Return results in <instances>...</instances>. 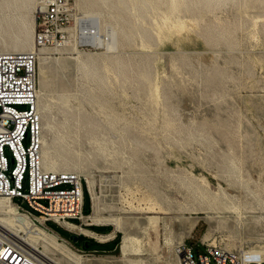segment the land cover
<instances>
[{
	"label": "rangeland",
	"instance_id": "obj_1",
	"mask_svg": "<svg viewBox=\"0 0 264 264\" xmlns=\"http://www.w3.org/2000/svg\"><path fill=\"white\" fill-rule=\"evenodd\" d=\"M76 6L128 35L120 34L115 52L105 45L76 49L72 39L46 48V60L39 57L43 150L75 162L58 171L79 174L87 189L94 182L95 198L88 189L84 211L91 215L95 205V215L107 222L77 224L112 227L103 235L119 237L108 251L115 243L100 244L106 241L49 221L68 237L60 243L82 264H180L178 245L207 253L202 241L226 251L260 252L264 259L263 0L163 5L161 14L147 9L144 26L134 22V29L110 7ZM9 47L0 44L2 51ZM78 50L113 63L87 75L75 63ZM195 181L231 199L198 196ZM202 207L241 211L220 218ZM72 234L82 237L75 242ZM124 234L143 251L124 255Z\"/></svg>",
	"mask_w": 264,
	"mask_h": 264
},
{
	"label": "built area",
	"instance_id": "obj_2",
	"mask_svg": "<svg viewBox=\"0 0 264 264\" xmlns=\"http://www.w3.org/2000/svg\"><path fill=\"white\" fill-rule=\"evenodd\" d=\"M97 27L86 22L75 0H42L36 11L34 45L61 47L72 39L76 48H97ZM102 38L107 39L105 33ZM39 62L36 51L0 50V197H8L18 211L42 226L49 221L89 225L83 177L72 171L45 169L42 159L43 121L38 106ZM29 137V144L25 140ZM9 150V157L6 150ZM27 181V187L25 182ZM21 198L26 206L16 201ZM207 253L196 254L181 243L180 264H264L260 252L226 251L201 242ZM0 264H52L39 252L0 226Z\"/></svg>",
	"mask_w": 264,
	"mask_h": 264
},
{
	"label": "bare ground",
	"instance_id": "obj_3",
	"mask_svg": "<svg viewBox=\"0 0 264 264\" xmlns=\"http://www.w3.org/2000/svg\"><path fill=\"white\" fill-rule=\"evenodd\" d=\"M79 6L83 8H93L96 6H106L115 11L120 12V17L126 24L132 29L136 25L144 26L143 19L147 17V9H150L158 14H161V6H168L170 9H183L188 6L189 2L194 0H75ZM81 1V2H80ZM205 2H232L233 5L243 3L244 5L251 4L257 0H204ZM264 2V0H263ZM42 0H0V44L2 46L11 48L5 49L4 52H29L36 51L39 57L46 60L49 51L46 48L37 49L34 45V33L36 27V11L40 8ZM86 22L92 26H95L99 30L100 36L95 37L93 42L99 46L105 45L106 51L115 52L119 46L120 34L128 35V31L125 28H118L114 25H107L103 20L101 14H94L92 10L84 15ZM134 22L136 25H134ZM105 33L107 39L102 38V34ZM72 41V40H71ZM68 42L67 44L71 43ZM65 44V45H67ZM63 45V46H65ZM77 49V48H76ZM2 51V50H1ZM105 51V52H106ZM76 65L89 73H95V69L105 62L113 63L111 58H104L96 54L82 53L78 50V55L74 56ZM39 96V88H38ZM39 106V103H38ZM40 109V108H39ZM80 126V125H79ZM69 151V150H68ZM54 157L42 147V159L43 165L47 170L58 171L61 168H67L70 164H74L70 158L59 155ZM64 157V158H63ZM63 158V159H62ZM233 172V171H231ZM195 193L198 196H205L208 200H230L231 196L226 191H222L221 194H215L205 184L195 181L191 184ZM88 189L91 192L92 199L95 198L94 194V182L88 181ZM97 196V195H96ZM208 213L217 214L220 218H224V212L237 211L240 213L241 207H202ZM97 208L94 205V210L91 215H87L89 224H98L107 222L101 220L95 215ZM212 217V216H211ZM223 220V219H222ZM33 220L27 215L18 211L16 204H14L8 197H0V226L8 231L11 235L21 239L30 248L39 252L44 258L50 261L52 264H82L79 257L75 256L68 246L64 243H60V236L54 231H49L47 227L40 225L39 223H33ZM117 221V220H116ZM71 230L80 229L89 235H94L95 238H99L101 241H106L110 237L99 235L87 228L80 227L76 223H65ZM24 232L28 236L21 235ZM66 240V239H65ZM133 237L124 234L120 248L124 255H128L130 252L140 253L143 251L141 247L133 248ZM41 246L43 249H41ZM50 253L59 254L60 258L55 259Z\"/></svg>",
	"mask_w": 264,
	"mask_h": 264
},
{
	"label": "crops",
	"instance_id": "obj_4",
	"mask_svg": "<svg viewBox=\"0 0 264 264\" xmlns=\"http://www.w3.org/2000/svg\"><path fill=\"white\" fill-rule=\"evenodd\" d=\"M53 222H54V221H53ZM55 223H56L59 227L63 228L64 230H66V231L69 232V233H71V232L84 233V231L78 232L77 230H71L70 228L68 229V228H66L65 226H63V225H61V224H59V223H57V222H55ZM65 225H66V224H65ZM86 228H87L88 230H91V232L93 231L94 233L99 234V235H103V234H105V233H107V234H111L110 232L112 231V228L109 229V227H100V228H97V229H93L92 226H90V227H86ZM53 230H54V229H53ZM54 232L57 233V234L61 237V234H60L57 230H54ZM84 235L87 236V237H89V236H90V237H95L94 235H89V234H87V233H84ZM116 236H117V235H116ZM116 236L111 235V238H109L108 240H106V242H103V243L100 242V244H111V243H115L114 247L111 248V249H109L108 251L114 250V249H116L117 246H118V242L116 241ZM97 243H99V242H97ZM96 250H99V249H96Z\"/></svg>",
	"mask_w": 264,
	"mask_h": 264
},
{
	"label": "trees",
	"instance_id": "obj_5",
	"mask_svg": "<svg viewBox=\"0 0 264 264\" xmlns=\"http://www.w3.org/2000/svg\"><path fill=\"white\" fill-rule=\"evenodd\" d=\"M87 196H89V199H90V194H89V191H88V189L85 187V201H86V198H87ZM90 202H91V199H90ZM90 212V210L88 211V212H86V214H88ZM92 228L93 229H97L98 227H95V226H92ZM112 227H109V229H111ZM62 237H65V238H68V237H66V236H63V235H61ZM82 237V235H79V239ZM117 237H119V235H117ZM78 239V240H79ZM95 242V241H94ZM87 244H89V242L87 241L86 242ZM85 249H90L88 246L87 247H84ZM94 249H97V248H94Z\"/></svg>",
	"mask_w": 264,
	"mask_h": 264
},
{
	"label": "water",
	"instance_id": "obj_6",
	"mask_svg": "<svg viewBox=\"0 0 264 264\" xmlns=\"http://www.w3.org/2000/svg\"><path fill=\"white\" fill-rule=\"evenodd\" d=\"M71 238H72L75 242H77L78 239H79V235H78V234H72Z\"/></svg>",
	"mask_w": 264,
	"mask_h": 264
}]
</instances>
